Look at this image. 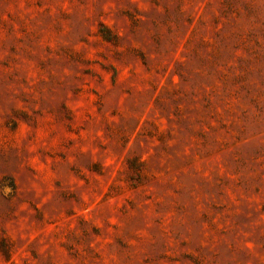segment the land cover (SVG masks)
Here are the masks:
<instances>
[{"label":"rangeland","instance_id":"rangeland-1","mask_svg":"<svg viewBox=\"0 0 264 264\" xmlns=\"http://www.w3.org/2000/svg\"><path fill=\"white\" fill-rule=\"evenodd\" d=\"M0 264H264V0H0Z\"/></svg>","mask_w":264,"mask_h":264}]
</instances>
